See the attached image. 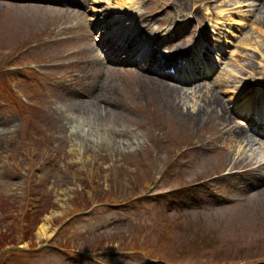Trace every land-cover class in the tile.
Instances as JSON below:
<instances>
[{
  "label": "rangeland",
  "instance_id": "obj_1",
  "mask_svg": "<svg viewBox=\"0 0 264 264\" xmlns=\"http://www.w3.org/2000/svg\"><path fill=\"white\" fill-rule=\"evenodd\" d=\"M96 1L90 8L99 11L89 16L104 17L119 0ZM182 7L177 0L176 12ZM37 10L42 9L0 1V87L8 92L0 94V264L7 251L20 249L25 253L6 264H264V186L246 197L239 190L243 178L227 184L206 180L196 186L199 201L190 202L183 200L191 191H179L225 169L249 166L264 158V149L243 145L233 155L214 123L193 121L170 107L169 92L149 87L138 94L134 77L122 73L112 77L113 95H105L115 106L104 117L91 115L86 126L74 122L81 116L70 110L75 97L65 90L53 103L46 98L50 92L26 82L25 75L13 76L5 62L27 44L33 45L27 58L50 60L47 72L70 64L66 51L75 44L57 43L59 29L54 33L52 27L63 21L73 26L75 18L57 9ZM84 33H77L81 40ZM249 34L258 36L264 53V34L250 24L222 68L205 80L215 95L235 83L217 84L233 66L243 73L263 69L260 52L242 46ZM46 78L51 80L49 72ZM14 87L28 103L9 96ZM152 125L167 139L157 147V158ZM184 143L191 145L181 157L188 163H173ZM49 220L47 235L41 234ZM74 251L80 256L72 257Z\"/></svg>",
  "mask_w": 264,
  "mask_h": 264
},
{
  "label": "bare ground",
  "instance_id": "obj_2",
  "mask_svg": "<svg viewBox=\"0 0 264 264\" xmlns=\"http://www.w3.org/2000/svg\"><path fill=\"white\" fill-rule=\"evenodd\" d=\"M17 2L14 6L18 7H30L32 5L29 4H18L19 0H13ZM51 3H58L57 0H43ZM127 0L123 2V0H119L117 2V9H122L126 4ZM259 2L258 4V12L257 17L252 22L253 29H257L259 32L263 34L262 26L258 25L261 17H264V0H256ZM123 2V3H122ZM35 7L42 9L37 10L36 12H41L44 9H53L56 10L55 7H51L47 2H38ZM59 4V3H58ZM25 5V6H21ZM115 7V8H116ZM61 11V10H59ZM257 40V41H256ZM257 44H259L258 36L253 37L251 34L247 37V40L243 44L244 46L255 47L258 48ZM237 52V51H236ZM240 54V53H239ZM236 65H240L241 59L237 58L234 60ZM143 71V70H141ZM232 75L222 76L218 79L217 84L220 85L222 82L224 83H233L237 82L236 78H238V71L232 70ZM244 74V73H241ZM148 74H141L138 72V75L134 76L133 83L139 87L138 94L140 89L155 88L161 92H169L171 93V97L173 98L172 102H168L169 106L175 109L176 111H181L183 115L186 117H190L193 121L197 122H210L214 123L215 129H217V135L223 139L228 140V147L233 148V155L236 151H240L243 145L245 148L252 149L253 147H258L260 149H264V141L254 136L248 128H245L243 123L237 120L232 114L228 113L225 109L224 101L221 95H224L231 90L221 89V94L212 93L213 89H211V85L209 84H197L194 88V92H191L190 89H185L177 84H170L165 80H161L158 78H144L149 77ZM181 80V79H179ZM222 81V82H221ZM113 80H107V83H99L98 88L96 89L93 98L90 101H83L80 96H77L75 101H72L70 110L73 113H80L81 116H74V122H79L86 126L90 121V116L94 114V116L104 117L103 113L108 111L109 105L115 106L112 104L113 102H108L109 97L113 95L115 92V88L110 83H113ZM181 83L180 81H178ZM221 82V83H220ZM222 86V84H221ZM134 87V85H133ZM135 88V87H134ZM233 88V87H232ZM231 88V89H232ZM151 94V93H150ZM108 95L109 97H105ZM190 95L193 97L191 101L193 102V112L188 110V102ZM196 105H198L197 108ZM220 108V109H219ZM186 110V111H185ZM222 112V114L219 113ZM194 113V114H193ZM80 119V120H79ZM94 125V124H93ZM246 154V153H245ZM262 160V159H261ZM258 169H264V163L258 166ZM264 184V179L261 177V180H258L256 183L249 185L246 187V190H257L260 186V182ZM51 223L50 220L46 223H43L40 227L41 234L47 235L50 229Z\"/></svg>",
  "mask_w": 264,
  "mask_h": 264
}]
</instances>
